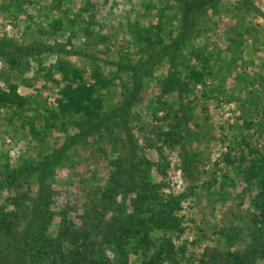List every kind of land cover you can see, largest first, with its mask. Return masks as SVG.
<instances>
[{
  "label": "rangeland",
  "instance_id": "1",
  "mask_svg": "<svg viewBox=\"0 0 264 264\" xmlns=\"http://www.w3.org/2000/svg\"><path fill=\"white\" fill-rule=\"evenodd\" d=\"M148 27L153 50L133 38ZM58 63L88 84L91 72L109 79L95 87V119L58 111ZM192 69L199 83L185 80ZM170 72L180 86L160 84ZM9 85L32 101L0 107V210L18 232L41 195L52 237L62 222L100 227L125 213L144 222L163 264H219L253 243L250 264H264V0H0V89ZM136 240L130 264L142 259Z\"/></svg>",
  "mask_w": 264,
  "mask_h": 264
},
{
  "label": "trees",
  "instance_id": "2",
  "mask_svg": "<svg viewBox=\"0 0 264 264\" xmlns=\"http://www.w3.org/2000/svg\"><path fill=\"white\" fill-rule=\"evenodd\" d=\"M150 35H152L151 27L135 28L133 30V38L138 44H142L146 50H153L155 45V42L151 41ZM192 55L196 61L200 59V52L193 51ZM151 59L152 56L149 57L150 61ZM156 60L157 58L153 59L152 62ZM172 64L170 58V65ZM138 68L142 71L141 74L144 73L145 69L142 70L140 63ZM53 71L60 75L59 79L61 81L59 91V105L61 107L58 111L63 114L71 113L77 116L80 125L95 119L96 113L102 106L100 98L96 96L98 91L95 90V87L102 89L108 87L109 79L102 76L101 73L91 72L92 83L88 84L74 69L69 67L68 63H58ZM69 75L75 79V85L69 83ZM201 78V70L192 69L185 74L186 81L199 83ZM177 81H180V78L170 72L160 81V84L165 88H171L175 85L180 86ZM31 104L30 99L17 94L14 85H9L4 91L0 89V107L30 109ZM46 112L48 116L52 113L51 110ZM48 118L50 121L53 119ZM48 122H44L43 125L45 126ZM33 125V122H29L28 132L31 134L36 133ZM250 177H253V175L250 174ZM47 206V197L38 196L35 199L29 219L19 232L17 228L18 220H15L12 216L13 212L0 210V264H130L125 247L127 240L131 237L137 239L136 249L142 253V259L138 264H163L166 261L165 259H169L168 255L154 249L147 231L144 229L145 224L142 225L141 222L143 221L139 222V218L135 220L133 218L136 217L135 215L122 213L119 216L113 214L100 227L90 223L75 228L62 222L59 231L52 237L45 233L44 225L48 220H44L42 212L37 211L39 208L46 209ZM163 215L165 218L169 217L166 214ZM259 218V221L264 224V209L260 211ZM150 220L154 222V220ZM255 227V230L259 229L258 222ZM95 235H98L99 239L95 240L92 237ZM255 250H258L257 243H253L248 254L242 256L229 254V258L218 260V263L222 264L227 262V259H233L234 264H250L253 262V252ZM105 251H111L114 254L112 258L109 259L105 255Z\"/></svg>",
  "mask_w": 264,
  "mask_h": 264
}]
</instances>
